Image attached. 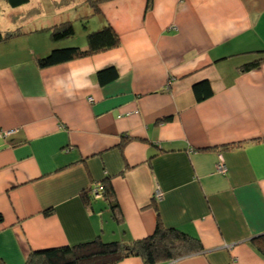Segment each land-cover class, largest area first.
Listing matches in <instances>:
<instances>
[{
  "label": "crops",
  "instance_id": "crops-1",
  "mask_svg": "<svg viewBox=\"0 0 264 264\" xmlns=\"http://www.w3.org/2000/svg\"><path fill=\"white\" fill-rule=\"evenodd\" d=\"M97 8L0 0V33L14 34L0 42V264L145 239L157 223L202 249L155 264H264V0ZM65 22L77 36L53 41ZM105 26L117 47L39 66Z\"/></svg>",
  "mask_w": 264,
  "mask_h": 264
},
{
  "label": "trees",
  "instance_id": "trees-1",
  "mask_svg": "<svg viewBox=\"0 0 264 264\" xmlns=\"http://www.w3.org/2000/svg\"><path fill=\"white\" fill-rule=\"evenodd\" d=\"M7 1L13 7L27 2V0ZM86 1L97 13L98 4L107 0ZM74 33L72 24L65 22L51 29V38L53 41L69 39L74 36ZM13 35V33H0V42ZM118 44L117 35L109 26H105L103 29L87 35V48L73 47L52 50L46 57L40 59L38 64L41 68H46L90 56L100 51H107L117 47ZM116 75L113 68L98 72V78L102 83L112 80ZM201 85H205L207 88L205 89L203 86L202 89ZM193 88L197 100H203L211 94L206 82L197 84ZM201 249L195 239L177 229L165 228L157 223L154 233L145 239L128 243L118 241L104 243L98 238L93 242L33 252L29 256L32 258L27 259L26 264H117L128 257H139L144 264H155L194 254Z\"/></svg>",
  "mask_w": 264,
  "mask_h": 264
},
{
  "label": "built area",
  "instance_id": "built-area-1",
  "mask_svg": "<svg viewBox=\"0 0 264 264\" xmlns=\"http://www.w3.org/2000/svg\"><path fill=\"white\" fill-rule=\"evenodd\" d=\"M216 168H217V171L220 172V173H224L226 171L225 165L223 164L221 157H220V159H219V161L217 163ZM95 196H98V191H96V190H95ZM155 197L157 199H159L161 197V193L157 192L155 194Z\"/></svg>",
  "mask_w": 264,
  "mask_h": 264
},
{
  "label": "rangeland",
  "instance_id": "rangeland-1",
  "mask_svg": "<svg viewBox=\"0 0 264 264\" xmlns=\"http://www.w3.org/2000/svg\"><path fill=\"white\" fill-rule=\"evenodd\" d=\"M84 25H85V24H84V22H83V23H81V24L79 25V27L82 29ZM76 36H77V34H76V32H75V33H74V36H73L71 39H68V40H69V41H72V39H74Z\"/></svg>",
  "mask_w": 264,
  "mask_h": 264
}]
</instances>
